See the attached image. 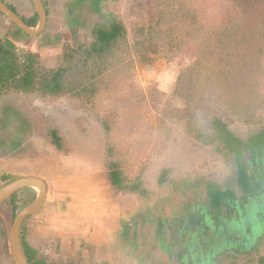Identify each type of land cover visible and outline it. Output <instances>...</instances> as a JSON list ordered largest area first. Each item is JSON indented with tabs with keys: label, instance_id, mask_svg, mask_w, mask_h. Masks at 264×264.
<instances>
[{
	"label": "rangeland",
	"instance_id": "374dc122",
	"mask_svg": "<svg viewBox=\"0 0 264 264\" xmlns=\"http://www.w3.org/2000/svg\"><path fill=\"white\" fill-rule=\"evenodd\" d=\"M3 1L13 4L12 0ZM18 1L31 5L29 0ZM186 1L200 2L197 4L199 20L206 24L203 33L198 35L199 26L190 24V18L185 22L175 20L177 30L174 32L178 35H174V42L183 35V47L167 50L168 47L163 45L146 60L135 56L125 66L110 71L101 85V92L89 105L84 104V98L16 93L14 90L1 98L0 107L14 105L27 115L34 132L15 150L0 145V176L9 173L15 177L20 174L16 172L18 170L26 174L55 170L57 175L77 177L71 182L78 192L83 183L86 185L89 174L109 172L111 163L115 161L131 185L140 182L142 188L144 172L160 184L158 187L167 180L175 183L184 178L206 183L210 191L221 189L220 194L214 195L215 203L227 196L231 187L235 197L228 196L230 201L235 200L236 207L224 206L222 210L233 214L242 209V200L247 195L242 193V187H237L236 158L224 148L218 134L220 129L214 123L219 119L243 141H248L264 126V54L263 69L257 77L256 87L252 85L243 89L241 79H238L240 76L220 80L212 71L214 69H209L210 64L203 67L205 61L199 69L196 61H202L210 54L204 52L202 36H208L210 42L214 29L220 23L224 24L225 13L229 9L234 11L235 6L232 0ZM157 3L158 0H132V5L118 13L115 19L123 20L132 32L135 26L156 20L159 13ZM172 4L176 7L175 3ZM243 4H238L236 10ZM17 10L22 18H26L22 8ZM53 27L37 35H22V39L17 41L21 51L38 55L39 69H56L61 63L64 42H72L70 29H57L55 24ZM15 29L12 21L0 15V36L15 39ZM90 30L84 28L80 32L90 35ZM188 31H191L190 35L185 34ZM130 39H134L132 34ZM232 59L237 60L234 56ZM53 128L63 139L62 149L51 141L50 129ZM246 158L251 160L249 152H246ZM248 166L252 168V163L249 162ZM256 178H259L260 187V183H264V158L258 175L252 181H257ZM111 187L116 194V188ZM6 203L8 201L3 205ZM257 208H252L251 214L255 217H259ZM4 213L2 215L6 216L7 212ZM177 217L178 214L175 218L168 215L163 221V231L158 233L162 239L175 230L176 223H179ZM250 217L246 218L249 222Z\"/></svg>",
	"mask_w": 264,
	"mask_h": 264
},
{
	"label": "crops",
	"instance_id": "0c3cea01",
	"mask_svg": "<svg viewBox=\"0 0 264 264\" xmlns=\"http://www.w3.org/2000/svg\"><path fill=\"white\" fill-rule=\"evenodd\" d=\"M29 1L30 6L18 0H12L11 5L22 8L26 18L31 19L37 11L32 0ZM43 3L48 11L45 29L54 28L55 24L57 29L82 31L117 20L116 15L130 7L132 0H43ZM16 172L20 173L17 178L39 177L47 184L43 204L22 224L28 243L47 264H258L264 257V184L258 187L256 183L255 194L251 192L253 187L251 191L242 189L247 195L242 200L243 208L227 214L222 210L224 206L236 207L235 200L229 198L235 197L231 187L229 190L233 192L228 190L217 204L215 196L221 189L210 191L206 183L184 178L175 183L167 180L158 187L160 184L144 172L141 194L117 189L114 194L105 171L89 174L86 185L83 183L78 192L71 182L77 177L57 175L50 169L47 173ZM33 189L19 190H24L25 198L29 191H36L37 197L39 190ZM4 202L0 203V217L10 240L13 207L9 202L3 205ZM254 206L258 207L259 217L251 214ZM4 212L6 216L2 215ZM176 214L179 223L163 240L158 235L165 226L163 221L168 215L175 218ZM249 215L250 222L246 220ZM240 222L242 228L238 226ZM2 264L16 263L12 256Z\"/></svg>",
	"mask_w": 264,
	"mask_h": 264
},
{
	"label": "trees",
	"instance_id": "16d2710c",
	"mask_svg": "<svg viewBox=\"0 0 264 264\" xmlns=\"http://www.w3.org/2000/svg\"><path fill=\"white\" fill-rule=\"evenodd\" d=\"M172 3H175L176 7H173ZM232 3L235 6L234 11L229 9L225 13L224 24L220 23L218 28L214 29L212 40L209 42L208 36H202L201 44L205 49L204 52L208 51L207 53L210 54H207L208 56L204 60L196 61L195 65L200 69L205 61L203 67L210 64L209 69L213 68L212 71L220 80L225 81L240 76L241 78L238 79H241L243 89L246 86L250 88L252 85L256 87L257 77L263 69L264 0H232ZM241 3L244 4L236 10L237 5ZM197 4L186 0H158L159 13L156 20L149 24L137 25L131 30L132 32L129 31L123 20L96 25L90 30V35L74 28L71 30L72 42H64L66 44L61 63L56 69H39L37 67L38 55L21 51L17 41L22 39V35L30 36V34L18 27L0 11V15L12 21L16 28L15 39L0 37V99L14 90L16 93H39L43 96L54 97L68 95L79 99L84 98L86 99L83 101L84 104L89 105L101 92V85L105 83L110 71L125 66L133 61L135 56H138L140 60H146L151 54L157 53L163 45L168 47L167 50L173 47H183V35L178 36L174 42V35H178V32H174L177 30L175 20L185 22L187 18H190V24L194 23L195 26H199L197 32L200 36L206 29V24L199 20ZM9 5L17 11L14 5ZM259 5L263 8L258 7ZM23 19L30 26H36L39 21L36 12L31 19L24 17ZM186 25L190 27L188 23ZM131 34L134 37L133 41L130 39ZM185 34L190 35L191 31L185 32ZM233 56L237 60H233ZM238 56L240 57L237 58ZM214 124L220 129L218 134L224 148L235 155L239 186L244 191H251L249 189L253 187L252 194L257 193L254 188L256 183L251 181V174L257 176L259 166L263 165L264 126L249 137L248 141H243L219 119ZM104 126L107 127L106 124ZM33 132V125L26 114L12 104L0 107L1 146L15 150L23 145ZM50 135L52 143L62 149L64 142L58 130L50 129ZM246 152L250 153L252 161L246 158ZM249 162L252 163V168L248 166ZM111 165L108 176L111 184L117 190H134L136 192L141 190L140 182H135L132 185L128 183L118 162L114 161ZM16 178L9 173L1 174L0 187ZM253 183L254 186H252ZM23 189L31 190L33 188ZM21 190L7 199L13 207V217L21 207H26L36 198V191H29L28 198H25L22 195L24 190ZM24 229L25 226L21 231V243L29 264H47L44 258L39 257L38 251L28 243ZM10 257L12 254L9 234L4 219L0 217V264ZM258 264H264V257L259 259Z\"/></svg>",
	"mask_w": 264,
	"mask_h": 264
},
{
	"label": "water",
	"instance_id": "95a60500",
	"mask_svg": "<svg viewBox=\"0 0 264 264\" xmlns=\"http://www.w3.org/2000/svg\"><path fill=\"white\" fill-rule=\"evenodd\" d=\"M33 5L37 11L39 21L36 26H30L9 4L0 0V11L12 20L18 27L23 29L30 35H37L44 31L47 24L48 11L43 3V0H32ZM24 187H33L39 190V193L34 202L20 211L13 223L10 232V249L13 259L16 264H29L22 248L21 243V228L24 220L32 213L37 211L43 204L46 193L47 184L39 177L24 176L12 180L11 182L0 187V203L10 198L16 191Z\"/></svg>",
	"mask_w": 264,
	"mask_h": 264
},
{
	"label": "flooded vegetation",
	"instance_id": "af4514ba",
	"mask_svg": "<svg viewBox=\"0 0 264 264\" xmlns=\"http://www.w3.org/2000/svg\"><path fill=\"white\" fill-rule=\"evenodd\" d=\"M256 177V175H253V174H251V181H252V178H255ZM256 180L257 181H254L255 183H259V178H256ZM261 184V183H260ZM264 184V183H263Z\"/></svg>",
	"mask_w": 264,
	"mask_h": 264
}]
</instances>
